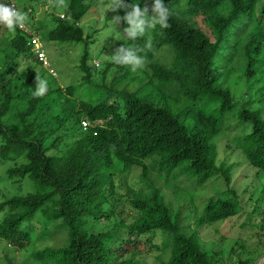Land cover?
I'll return each instance as SVG.
<instances>
[{"label": "trees", "instance_id": "obj_1", "mask_svg": "<svg viewBox=\"0 0 264 264\" xmlns=\"http://www.w3.org/2000/svg\"><path fill=\"white\" fill-rule=\"evenodd\" d=\"M124 3L143 7L151 6L152 0ZM164 3L169 10L170 27L157 25L145 37L130 42L142 49L140 55L148 60L141 71L146 82L137 91L119 93L123 105L77 100V86H55L53 80L37 71L41 65L34 58L28 35L19 27L14 34L7 29L0 39V168L4 169L0 177V238L11 246L24 250L31 245V233L25 224L43 211L49 222L61 220L62 227L68 229L67 247L46 248L32 254L44 263L136 264L140 247L151 245L160 232H165L170 238L156 249L170 250L167 264H226L219 252L202 249L193 228L187 226V230H193L187 232L181 226V213L165 201L158 188L151 187L147 195H135L126 207L115 197L114 180L132 167H140L146 184L152 181L153 173H164L166 180L186 175L203 186L217 176L224 179L227 187L231 185L233 167L217 164V146L212 141L222 133L226 116L236 102L229 89L217 85L213 64L220 51L230 45L234 54L245 60V76L251 79L256 74L257 63H264V0ZM90 9L88 0H69L68 18L55 20L57 24L48 40L88 43L93 36L85 38L81 22ZM24 12L29 17L33 9L26 7ZM121 13L124 15L123 9ZM198 16L206 20L210 35L193 22ZM254 17L258 26L245 43H239L242 34L229 40L228 33L234 26H247ZM146 41L151 42V48L146 47ZM164 47L171 48L173 60L169 64L154 60ZM24 60L32 64L20 70ZM88 60L86 49L80 70L84 73L83 82L91 83L93 74ZM112 67L108 63L103 76ZM37 77L47 81L48 90L42 97L33 95ZM149 86L165 103L156 101L152 94L141 96ZM168 100L190 101L192 106L180 115L167 104ZM216 102L220 104L208 111ZM262 113L264 108L241 110L239 117L252 124V132L237 145L258 174L264 172ZM185 115L192 120L190 128L182 120ZM84 120L90 126L87 131L82 127ZM26 180L33 182L36 192L14 193L13 187L18 185L21 192ZM261 209L257 206L255 213ZM241 210L236 197L222 192L207 201L197 223L214 224L239 215ZM132 211L136 217L130 222ZM103 219L109 220L110 225L100 231L97 226ZM260 228L264 232V218Z\"/></svg>", "mask_w": 264, "mask_h": 264}, {"label": "rangeland", "instance_id": "obj_2", "mask_svg": "<svg viewBox=\"0 0 264 264\" xmlns=\"http://www.w3.org/2000/svg\"><path fill=\"white\" fill-rule=\"evenodd\" d=\"M68 1L66 7H57L49 0H0V3L12 4L24 11V8H32L33 14L28 17L26 25L38 31L42 43L45 45L46 53L51 61L52 69L56 76L38 66L37 71L45 75V78L53 80L55 86L63 89L69 86H77L75 97L90 103H101L105 101L122 103L119 93L123 91L134 92L146 82L145 75L138 70L133 73L127 66H116L111 60L115 48L121 45H132L123 32L127 25L121 22L117 25L112 19L116 15L123 16L121 10L112 12L107 7L109 0H88L91 9L81 22L85 32V38L89 42L81 43H54L48 40L49 32L56 26V19L66 15L68 18ZM140 1V0H135ZM196 25L211 34L206 20L202 16L193 19ZM258 26L254 17L245 24H237L228 33L229 40H234L240 34L239 43H245L250 32ZM7 28L0 25V39L7 34ZM9 34H13L9 32ZM88 49L91 72L93 79L91 83L83 82L84 73L80 70L81 59L85 50ZM170 47H164L155 56L154 60L163 64H169L173 60ZM234 47H224L214 60L213 71L217 77V85L231 91L235 106L227 114L223 124V131L213 139L217 146V164L226 163L232 166V182L229 187L221 177H213L205 185L200 186L195 178L186 175L173 176L169 180L166 174L157 175L153 173L152 181L148 184L143 182L140 167H132L128 172L115 178V197L129 207V201L137 194L147 195L152 188H158L164 195L165 201L172 205L175 211L181 213V226L187 232L197 233L201 247L204 251L219 252L226 264H240L242 261H250V264H264V232L261 230V220L264 218V172L258 174V170L251 166L244 155L237 149L239 141L252 132V124L242 122L240 112L243 108L261 110L264 108V63L258 62L255 69L256 74L248 79L245 71V60L234 54ZM108 63L113 67L109 69L107 76H103ZM148 63V60H147ZM32 64L31 61H22L20 70ZM94 64H99L95 68ZM113 68L116 70L113 71ZM49 73V74H48ZM137 75V76H136ZM133 78V79H132ZM154 89L149 86L141 96L152 94L156 101L165 103L159 93L154 94ZM154 94V95H153ZM176 114H183L192 102L181 103L168 100ZM220 103L216 102L209 106L208 111L213 110ZM201 108V107H200ZM264 118V113H262ZM187 128L192 125L191 118L183 116ZM150 163V161H148ZM151 164V163H150ZM180 170V169H178ZM178 172V171H177ZM4 175V169L0 168V177ZM7 184L6 182H3ZM16 194H27L36 192L37 188L33 182H23L21 192L19 186L13 187ZM230 192L233 197L240 201L242 210L239 215L222 220L210 225L199 226L197 220L204 212L207 201L217 197L220 193ZM257 206L261 211L255 213ZM51 211V205L47 206ZM260 210V209H259ZM132 211V219L136 217ZM3 214H0L2 218ZM110 225L109 220L103 219L97 226L100 231ZM60 226V227H59ZM187 226L192 229L187 230ZM57 227H59L57 229ZM25 229L31 233L32 243L24 250L11 246L6 239L0 238V264H51L34 259L32 254L46 248L59 249L68 246V229L62 227V221H50L43 211L38 212L34 220L25 224ZM99 231V230H98ZM185 233V232H184ZM186 234V233H185ZM170 235L160 232L158 238L148 244L141 246L136 259V264H167L170 259V250L162 251L156 249L167 242ZM234 248V250H233ZM12 261V262H11Z\"/></svg>", "mask_w": 264, "mask_h": 264}, {"label": "clouds", "instance_id": "obj_3", "mask_svg": "<svg viewBox=\"0 0 264 264\" xmlns=\"http://www.w3.org/2000/svg\"><path fill=\"white\" fill-rule=\"evenodd\" d=\"M51 3L52 0H49ZM57 7H66L65 0H55ZM107 7L112 12H117L123 9L124 15H116L112 19L117 25L121 22L127 27L123 32L128 40L137 41L138 38L145 37L146 33L155 29L157 25L161 28L170 27L169 10L166 7L164 0H152L151 6L144 4L141 7L139 4H125L124 0H109ZM28 21L26 12L18 9L12 4L0 3V25L4 26L14 34L17 27L24 28ZM146 47L151 48V42L146 41ZM142 49L136 48L134 45H121L115 48L111 55V60L116 66H127L135 73L138 70H143L146 67L147 60L140 55ZM116 69L113 68V71ZM36 91L33 93L35 97H42L47 92V81L40 79L35 80Z\"/></svg>", "mask_w": 264, "mask_h": 264}, {"label": "built area", "instance_id": "obj_4", "mask_svg": "<svg viewBox=\"0 0 264 264\" xmlns=\"http://www.w3.org/2000/svg\"><path fill=\"white\" fill-rule=\"evenodd\" d=\"M29 12H31V10ZM61 18L65 19L66 17L62 15ZM20 29L29 37V46L32 47L34 58L39 62L43 69L49 71L52 76H56L55 71L52 69L51 61L46 53L45 45L42 43L41 38L36 31L26 24L24 28ZM96 66H99V64H96ZM82 127L84 131H87L90 128L89 123L85 120L82 122Z\"/></svg>", "mask_w": 264, "mask_h": 264}]
</instances>
